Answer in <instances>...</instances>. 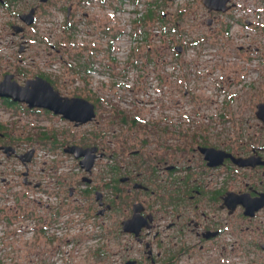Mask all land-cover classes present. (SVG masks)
<instances>
[{"label":"flooded vegetation","instance_id":"obj_1","mask_svg":"<svg viewBox=\"0 0 264 264\" xmlns=\"http://www.w3.org/2000/svg\"><path fill=\"white\" fill-rule=\"evenodd\" d=\"M152 1L157 18L159 0ZM238 3L228 0L232 8L225 14ZM148 5L147 0H0V25L9 36L3 46L0 35L8 50L0 60V83L24 87L45 81L62 102L77 101L72 115H64L0 97V113L14 116L9 124L0 121V198L10 195L19 202L47 195L45 225L64 223L70 214L73 227L85 234L80 241L95 243L89 254L94 264H264V99L188 98L184 90L174 117L159 118L157 97L156 116L145 118L138 109L145 110L147 99L137 94L147 92L142 87L136 97L131 94L146 82L139 80L145 52L134 49L124 67L135 72L126 87L129 98H136L128 114L111 103L121 76L113 63L110 26L102 33L105 50L95 47L99 37H91V29L84 35L93 39L80 52L68 47L67 38L73 43L83 32L79 27L111 24L124 8L128 22L142 26ZM219 14L207 13L212 18L205 25L211 27ZM50 25L59 26L60 39ZM96 66H111L104 92L80 75ZM66 72L72 80H59ZM108 89L113 100L106 97ZM80 101L93 107L86 123L78 121ZM107 104L108 112L101 114ZM21 116L35 123L28 124L33 138L13 137L5 128L16 126ZM101 131L111 137L107 144ZM49 163L63 170L54 182L56 165Z\"/></svg>","mask_w":264,"mask_h":264},{"label":"rangeland","instance_id":"obj_2","mask_svg":"<svg viewBox=\"0 0 264 264\" xmlns=\"http://www.w3.org/2000/svg\"><path fill=\"white\" fill-rule=\"evenodd\" d=\"M147 1L148 4L153 2ZM201 1L159 0V20L153 17L154 19L148 20L142 26L128 22L127 18L130 15L123 6V13L117 14L116 21L111 24L109 22L98 26L79 27L83 32L73 36V43L68 37L67 43H70L68 47L77 50L78 53L82 44L95 39L98 35L99 46L95 47L105 50L106 43L103 45V42H107V38L102 33L108 32L110 26L112 45L116 51L113 63L120 67L115 70L118 76H121L116 78V84L121 87L114 88L115 100L109 89L106 97L128 114L134 112L129 102L136 98L131 100L126 88L132 83L131 75L135 76V72L132 74L124 71L128 64L127 49H143L145 52V56L140 59L141 65L146 67L142 70L139 80L146 82L143 86L135 87L131 93L134 97L142 87L143 91L147 92L137 94V98L147 99L145 110L138 109V105L135 104L145 118H149L150 115L156 116L157 96L159 118L174 117L177 108L175 103L177 100L182 101L180 98L184 97L182 93L184 90L189 91L188 98L219 100L226 95H238L264 99V0H238L237 7L228 14H219L211 27L205 25V20L212 18V15H207ZM4 27L0 25V35L3 37L1 45L6 46L4 42L9 36L6 37L8 30H2ZM49 28L56 39L62 37L58 25H50ZM88 29L93 31L91 35L93 38L89 34L84 35ZM1 45L0 60L3 61L7 58L8 50ZM176 46L181 47L180 54L175 50ZM102 55L100 52V56ZM137 64L140 65L139 61ZM94 70L89 75H80L84 76L83 79L91 81L93 86H100L104 92V85L110 81L111 66H96ZM72 76L67 72L62 73L59 80H72ZM183 102L185 108H188L186 101ZM108 107L109 104L102 106L103 110L100 113H107ZM13 117L12 114L0 113L1 122L6 121L9 124ZM101 122L107 123L105 118ZM28 124L35 123L22 117L16 126L6 125L5 128L13 137L33 138ZM89 128L91 126L85 128L84 132ZM101 128L107 129L106 126ZM111 130L109 127L107 131ZM100 133L103 142L107 144L106 141L111 138L108 132ZM50 165L52 164L49 163L47 167ZM54 165L56 173L51 180L53 182L60 176L59 172L63 171L59 169L60 164L53 163L52 166ZM9 197L5 201L0 198V264H94L89 254L95 243L85 239L80 241L85 234L79 235L76 227H73L76 219L71 222L70 214L67 215L68 219L62 218L64 227L66 225L67 227L65 234L58 238L54 235L53 225H45L44 218L46 216L48 219L49 215L44 203L37 204L38 202L30 198L13 202L10 195ZM45 232L47 234H44ZM69 240L75 241L66 242Z\"/></svg>","mask_w":264,"mask_h":264},{"label":"water","instance_id":"obj_3","mask_svg":"<svg viewBox=\"0 0 264 264\" xmlns=\"http://www.w3.org/2000/svg\"><path fill=\"white\" fill-rule=\"evenodd\" d=\"M227 3L228 0H202L201 2L207 13L214 12L221 14L228 12L232 8V5H228ZM210 23L211 20H207V25ZM175 50L180 54L181 47L176 46ZM56 95L57 93L53 91L52 87L45 81H42V83L30 82L24 87H20L16 83L10 85L5 80L0 83V97L10 98L15 102H25L29 107H44L52 110L55 114L72 115L71 110L74 108L73 105L77 101L64 99L65 101L62 102ZM56 97H58V99ZM80 102L84 107L80 113V115L83 116H80L78 121L80 123H86L90 121L94 115L93 107L85 101Z\"/></svg>","mask_w":264,"mask_h":264},{"label":"built area","instance_id":"obj_4","mask_svg":"<svg viewBox=\"0 0 264 264\" xmlns=\"http://www.w3.org/2000/svg\"><path fill=\"white\" fill-rule=\"evenodd\" d=\"M157 33H158V31H157ZM140 40H142L141 37H140ZM131 50H134V49H127L126 50V53L128 54V52H130ZM157 97H159V96H157ZM31 199H35L36 201H40L41 203H47L49 201L47 195L42 194V193L35 194L34 198H31ZM53 228H54V231H55V234L54 235L56 237H58V238L62 237L65 234V232H66V228L64 227V223L63 222L62 223H58Z\"/></svg>","mask_w":264,"mask_h":264},{"label":"trees","instance_id":"obj_5","mask_svg":"<svg viewBox=\"0 0 264 264\" xmlns=\"http://www.w3.org/2000/svg\"><path fill=\"white\" fill-rule=\"evenodd\" d=\"M152 12L154 13V9L152 8V5L151 4H149L148 5V14H147V21L149 20H152V18L153 17H155V16H153L154 14H152ZM154 19V18H153ZM157 19L159 20V16L157 17ZM145 25V24H144Z\"/></svg>","mask_w":264,"mask_h":264}]
</instances>
